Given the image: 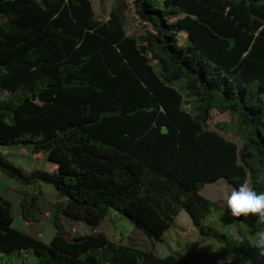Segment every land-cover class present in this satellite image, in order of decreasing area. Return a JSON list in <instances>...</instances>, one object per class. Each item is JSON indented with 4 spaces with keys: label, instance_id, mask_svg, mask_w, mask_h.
<instances>
[{
    "label": "trees",
    "instance_id": "obj_1",
    "mask_svg": "<svg viewBox=\"0 0 264 264\" xmlns=\"http://www.w3.org/2000/svg\"><path fill=\"white\" fill-rule=\"evenodd\" d=\"M133 1L151 27L139 38L126 34L123 5L100 21L91 0H0V89L12 95L0 101V147L46 155L28 172L0 154V171L32 189L20 204L29 224L46 218L39 187L59 198L45 243L14 226L0 195V264H193L104 233L71 239L65 219L100 227L117 212L165 243L185 212L211 239L206 222L221 208L207 185L247 179L264 191V0ZM214 110L237 117L242 147L210 130ZM231 218L250 232L232 264H264L255 218Z\"/></svg>",
    "mask_w": 264,
    "mask_h": 264
},
{
    "label": "rangeland",
    "instance_id": "obj_2",
    "mask_svg": "<svg viewBox=\"0 0 264 264\" xmlns=\"http://www.w3.org/2000/svg\"><path fill=\"white\" fill-rule=\"evenodd\" d=\"M91 2L96 18L100 21L107 20L115 7L123 5V23L126 34L129 37L139 38L151 31V27L137 15L133 0H122L120 2L116 0H91ZM186 40L187 35L181 34L180 43L183 44ZM11 96L9 92L0 89V101L9 99ZM209 126L210 130L242 147L243 140L240 134L239 122L232 113L212 111ZM0 154L6 155L17 167L31 171L33 166L31 148L0 147ZM43 158H46V155H43ZM40 169L42 168L40 167ZM4 184L10 185L0 171V189ZM232 188L233 186L226 180H221L219 183L207 185L203 193L207 199L213 201L221 208L219 212L211 216L206 222L208 226L214 227L218 232V236L211 239L202 237L201 233L191 226L189 216L185 212L177 221L178 227L165 236V243L153 242L143 233L136 230L129 221L122 218L117 212H113L100 227H91L83 222H76L70 219H65V224L71 234V239L94 233H104L112 242L131 245L138 249L153 248L161 257L179 252L184 254L193 264H217L229 252L233 253V247L237 246L244 238H250L249 229L241 223L233 221L230 212L224 205V197ZM13 189L10 198L13 203L14 226L45 243H49L56 233L54 217L56 206L59 202L56 191L52 187H39L37 189V193L40 196V204L46 213V218L41 224H29L23 220L21 207L15 199L18 197L20 190L17 187H13ZM0 195L2 194L0 193ZM236 237H239V239H236ZM22 259L18 258L17 261L20 263ZM7 262V260H4L1 263L7 264Z\"/></svg>",
    "mask_w": 264,
    "mask_h": 264
},
{
    "label": "clouds",
    "instance_id": "obj_3",
    "mask_svg": "<svg viewBox=\"0 0 264 264\" xmlns=\"http://www.w3.org/2000/svg\"><path fill=\"white\" fill-rule=\"evenodd\" d=\"M257 183H264V170L258 171ZM224 205L234 218H255V223L260 226L252 241L258 255L264 256V191H257L246 179L239 187H233L224 197ZM239 239V237H236ZM234 253L229 252L217 264H232Z\"/></svg>",
    "mask_w": 264,
    "mask_h": 264
},
{
    "label": "crops",
    "instance_id": "obj_4",
    "mask_svg": "<svg viewBox=\"0 0 264 264\" xmlns=\"http://www.w3.org/2000/svg\"><path fill=\"white\" fill-rule=\"evenodd\" d=\"M32 155V154H31ZM33 156V166H32V169H31V171H28V172H32L33 170H35V169H40V167L41 168H44L45 167V165H46V158H43V154H40V155H37V156H34V155H32ZM41 162V163H40ZM38 166H40V167H38ZM22 168V167H21ZM3 175V174H2ZM3 177L6 179V180H8L4 175H3ZM9 181V183H10V185H8V184H4L2 187H1V189H0V193L2 194V195H4V196H6L10 201H11V198H10V196H12V192H13V187H17V189L18 190H20L19 191V195H18V197H16L15 199H16V201H17V203L20 205L21 204V200H22V198H23V193L24 192H26V193H30V192H32V189H30V188H27V187H23V186H19L18 184H15L14 182H12V181H10V180H8ZM219 183V182H218ZM41 187H48V186H41ZM205 190H206V188L204 189V191L202 192V194L205 192ZM203 196H204V194H203ZM205 197V196H204ZM12 202V201H11ZM13 204V203H12ZM20 207H21V205H20ZM21 213H22V210H21ZM178 225V224H177ZM191 226L194 228V226H193V224H192V222H191ZM178 226H176L175 228H177ZM174 228V229H175ZM195 229V228H194ZM198 231V230H197ZM203 237V236H202ZM205 238V237H204Z\"/></svg>",
    "mask_w": 264,
    "mask_h": 264
}]
</instances>
